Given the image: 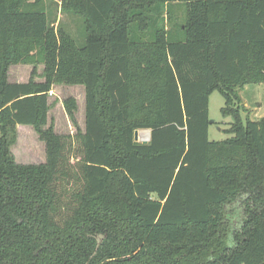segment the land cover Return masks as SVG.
<instances>
[{"label": "trees", "instance_id": "obj_1", "mask_svg": "<svg viewBox=\"0 0 264 264\" xmlns=\"http://www.w3.org/2000/svg\"><path fill=\"white\" fill-rule=\"evenodd\" d=\"M46 2L0 0V264H264V116L236 106L264 82V0H61L82 45ZM34 46L44 80L9 81ZM60 82L84 86L82 132L44 128ZM213 90L223 140L208 139ZM17 124L44 161H16Z\"/></svg>", "mask_w": 264, "mask_h": 264}, {"label": "rangeland", "instance_id": "obj_2", "mask_svg": "<svg viewBox=\"0 0 264 264\" xmlns=\"http://www.w3.org/2000/svg\"><path fill=\"white\" fill-rule=\"evenodd\" d=\"M47 4V2H46ZM173 21L181 19L184 16V10L172 5L170 9ZM47 16L53 21L56 27L59 23L63 28L69 31L75 38L77 45L84 43V26L82 18L78 15H72L69 12L61 10V0H48ZM183 19V18H182ZM169 36L174 35L171 23L167 24ZM134 27V25H133ZM132 27V28H133ZM37 47H33L30 53H34V58L30 61H20L11 64L8 71V80L12 82H26L29 79L43 81L44 64L41 60L42 54L37 53ZM239 101L237 108L243 120L250 118L252 120L260 119L264 116V82L248 83L239 90ZM72 98L75 102L74 117L76 123H72L64 100ZM84 86L82 84H70L65 82L55 83L48 93V121L44 126L51 124L55 132L59 134L72 135L76 130L82 132L84 129ZM224 106V97L218 90H213L208 97V117L213 122L208 127L209 140H223L229 137L227 130L232 122L230 115H223L221 108ZM16 136L11 145V150L17 162L21 163H39L45 159L44 141H42L33 126L16 125ZM149 139L148 129H139L137 141L143 142Z\"/></svg>", "mask_w": 264, "mask_h": 264}, {"label": "water", "instance_id": "obj_3", "mask_svg": "<svg viewBox=\"0 0 264 264\" xmlns=\"http://www.w3.org/2000/svg\"><path fill=\"white\" fill-rule=\"evenodd\" d=\"M213 121L212 120H209V123H212ZM149 132H150V130H149ZM137 138H138V130H135L134 131V140H137ZM147 140H144L143 142H146Z\"/></svg>", "mask_w": 264, "mask_h": 264}]
</instances>
